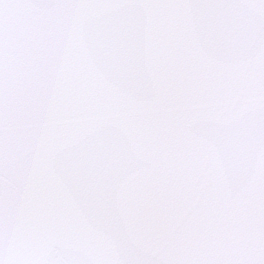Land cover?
I'll return each mask as SVG.
<instances>
[{
  "label": "snow or ice",
  "instance_id": "6c2138e0",
  "mask_svg": "<svg viewBox=\"0 0 264 264\" xmlns=\"http://www.w3.org/2000/svg\"><path fill=\"white\" fill-rule=\"evenodd\" d=\"M0 264H264V0H0Z\"/></svg>",
  "mask_w": 264,
  "mask_h": 264
}]
</instances>
